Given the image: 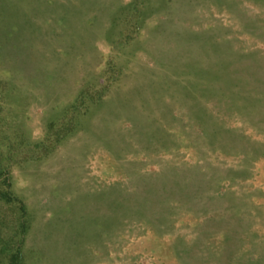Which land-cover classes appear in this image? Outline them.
<instances>
[{
  "label": "rangeland",
  "instance_id": "1",
  "mask_svg": "<svg viewBox=\"0 0 264 264\" xmlns=\"http://www.w3.org/2000/svg\"><path fill=\"white\" fill-rule=\"evenodd\" d=\"M0 264H264V0H0Z\"/></svg>",
  "mask_w": 264,
  "mask_h": 264
}]
</instances>
